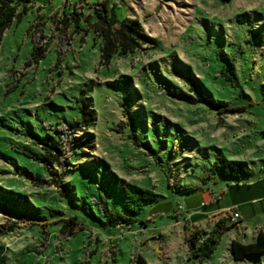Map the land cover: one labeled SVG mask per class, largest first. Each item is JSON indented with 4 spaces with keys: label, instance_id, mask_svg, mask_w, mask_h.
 <instances>
[{
    "label": "rangeland",
    "instance_id": "374dc122",
    "mask_svg": "<svg viewBox=\"0 0 264 264\" xmlns=\"http://www.w3.org/2000/svg\"><path fill=\"white\" fill-rule=\"evenodd\" d=\"M86 2L20 0L0 43V264H131L138 253L149 264H232L231 241L252 242L254 223L248 239L234 226L203 260L191 255L186 223L210 231L231 218L229 186L239 179L214 170L219 157L249 166L243 182L264 175V0H111L151 38L109 65ZM76 6L80 18L67 20ZM225 57L235 81L223 74ZM189 77L212 99L245 109L221 114L197 101ZM85 104L96 120L62 128V164L49 171L39 159L49 129L74 121ZM88 137L92 146L77 147L70 165L71 140ZM122 182L159 198L127 212ZM104 198L132 221L111 219ZM202 201L215 213L192 223L190 206Z\"/></svg>",
    "mask_w": 264,
    "mask_h": 264
},
{
    "label": "trees",
    "instance_id": "16d2710c",
    "mask_svg": "<svg viewBox=\"0 0 264 264\" xmlns=\"http://www.w3.org/2000/svg\"><path fill=\"white\" fill-rule=\"evenodd\" d=\"M19 1L20 0H0V43L4 32L17 15ZM86 3L95 8L96 20L91 24L96 35L100 37L102 41L101 55L103 64L109 65L111 59L117 54L125 56L136 51L139 49L142 42H147V40L151 38L147 35L144 27L138 19L129 17L120 19L116 13V7L112 4L111 0H87ZM80 9L81 7L76 6L74 11L70 13L71 17H67L66 19L73 18L78 20L82 14ZM63 23L66 24L67 21L63 19ZM34 56L38 58L41 57L40 47L35 46ZM224 60L228 64L229 72L224 71L223 74L230 80H237L234 62L227 57H225ZM188 80L192 84V90H195L199 96L197 101H203L214 106L221 114L226 112H240L245 109L244 105H232L225 100L218 101L212 99L210 96L206 95L204 89H202V85L190 77ZM124 81L127 80L124 79ZM95 120L96 111L88 110V105L85 104L82 107V115L77 117L74 121L66 123L61 122V126L56 130L49 129L47 137L43 142L45 155L39 157L49 171H52L50 170L51 164H62L61 154H65L62 128L66 127L70 130H78L81 127L89 126ZM89 140L90 137L85 141L79 138L71 140V153L70 157H68L70 165H72V158L77 152V147H83L85 145L92 146L91 143H89ZM71 169L73 168L64 167V173ZM214 170L219 171L223 176L236 177V179H239V182H233L230 184L229 187L233 190L239 189L243 186H250V183L242 181L243 176L252 173V170L244 161H229L225 157H219L218 161L215 163ZM121 184V188L125 194L127 212L136 213L145 205L155 202L159 198L158 194L152 189L144 188L132 182H122ZM102 209L105 214L117 223H130L132 221V218L129 216L111 213L105 198L102 203ZM73 224L74 226L71 228L70 234L75 232L76 224L75 222H73ZM234 226L237 227L240 234H245L241 222L239 220L232 222L230 217L219 219L210 231L198 226L193 228L186 223L187 242L189 244L191 255L202 260L210 256L218 247L222 236ZM253 235L254 240L252 242H246L239 238H235L231 241L230 257L233 261L232 264H239L241 261H245L248 258L261 257L264 255V225L257 226L254 229ZM3 248L2 245L0 250V262L4 261V256H2ZM131 264H149V262L143 254L138 253V255L132 259Z\"/></svg>",
    "mask_w": 264,
    "mask_h": 264
},
{
    "label": "crops",
    "instance_id": "0c3cea01",
    "mask_svg": "<svg viewBox=\"0 0 264 264\" xmlns=\"http://www.w3.org/2000/svg\"><path fill=\"white\" fill-rule=\"evenodd\" d=\"M250 186H243L239 189H230L231 197L226 210L236 208L240 213L239 221L245 229V237L248 239L250 226L248 223H254V229L257 226L264 225V175L249 179ZM204 201L193 203L190 206L192 211L188 213L192 223L200 224L206 218H210V213H215L214 210L202 211L201 205ZM207 206V204L205 205ZM187 219V217H186ZM264 256V255H263ZM261 256V257H263Z\"/></svg>",
    "mask_w": 264,
    "mask_h": 264
},
{
    "label": "built area",
    "instance_id": "2783aa9c",
    "mask_svg": "<svg viewBox=\"0 0 264 264\" xmlns=\"http://www.w3.org/2000/svg\"><path fill=\"white\" fill-rule=\"evenodd\" d=\"M205 204H206V203L203 202V203H202V206H204ZM179 209H181L182 211H185V213H188L187 208L185 207V205H180V206H179ZM230 210H231V220H232V221H236V220H238V219L240 218V213H239V211H238L236 208H230Z\"/></svg>",
    "mask_w": 264,
    "mask_h": 264
}]
</instances>
